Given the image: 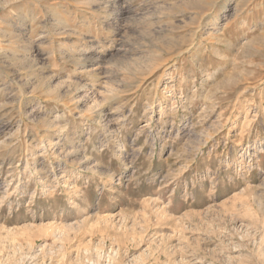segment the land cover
<instances>
[{"label": "rangeland", "instance_id": "374dc122", "mask_svg": "<svg viewBox=\"0 0 264 264\" xmlns=\"http://www.w3.org/2000/svg\"><path fill=\"white\" fill-rule=\"evenodd\" d=\"M0 264H264V0H0Z\"/></svg>", "mask_w": 264, "mask_h": 264}, {"label": "bare ground", "instance_id": "6f19581e", "mask_svg": "<svg viewBox=\"0 0 264 264\" xmlns=\"http://www.w3.org/2000/svg\"><path fill=\"white\" fill-rule=\"evenodd\" d=\"M18 21H21V23H19V24H21V26H22V25L24 26V22L26 21V19L22 18L21 20H18ZM21 26L19 25V28H18V29H20Z\"/></svg>", "mask_w": 264, "mask_h": 264}]
</instances>
